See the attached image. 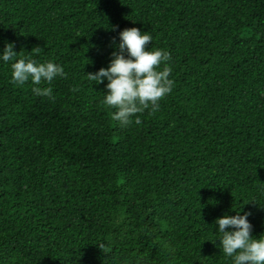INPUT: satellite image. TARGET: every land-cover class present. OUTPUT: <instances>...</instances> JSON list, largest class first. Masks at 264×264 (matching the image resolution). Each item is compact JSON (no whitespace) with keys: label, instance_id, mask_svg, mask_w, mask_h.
Here are the masks:
<instances>
[{"label":"trees","instance_id":"obj_1","mask_svg":"<svg viewBox=\"0 0 264 264\" xmlns=\"http://www.w3.org/2000/svg\"><path fill=\"white\" fill-rule=\"evenodd\" d=\"M130 28L174 87L121 127L87 75ZM9 43L66 76L37 97L0 62V264H231L241 208L264 234V0H0Z\"/></svg>","mask_w":264,"mask_h":264},{"label":"clouds","instance_id":"obj_2","mask_svg":"<svg viewBox=\"0 0 264 264\" xmlns=\"http://www.w3.org/2000/svg\"><path fill=\"white\" fill-rule=\"evenodd\" d=\"M152 39L150 34L138 28L120 31L119 43L115 44L107 67L87 75L96 84L106 82L103 103L115 109L111 118L121 127L130 125L133 118L139 125L138 114L149 108L158 111L159 102L173 90L171 54L163 49L149 50ZM13 48L14 45L9 43L0 51V62L11 66V81L17 86L31 81L35 96L51 97L53 89L44 85L51 84L57 77H65L64 68L52 61L17 59L18 54ZM242 210L214 222L213 234L218 238L213 242L219 241V248L231 264H264V234L259 238L252 235L251 213L241 214Z\"/></svg>","mask_w":264,"mask_h":264}]
</instances>
